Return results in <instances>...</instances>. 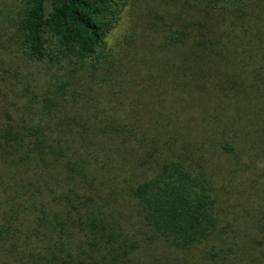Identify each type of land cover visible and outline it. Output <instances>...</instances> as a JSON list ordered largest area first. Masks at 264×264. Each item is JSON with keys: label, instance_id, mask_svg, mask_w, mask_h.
I'll list each match as a JSON object with an SVG mask.
<instances>
[{"label": "trees", "instance_id": "1", "mask_svg": "<svg viewBox=\"0 0 264 264\" xmlns=\"http://www.w3.org/2000/svg\"><path fill=\"white\" fill-rule=\"evenodd\" d=\"M16 1L15 44L65 78L42 95L10 80L14 117L0 98V255L11 264H177L148 261L158 243L184 255L180 264H264V209L256 236L228 239L212 177L160 159L141 178L115 173L131 133L96 115L81 122L83 112L98 115L84 78L101 70L107 37L140 0ZM141 1L137 37L157 75L192 95L210 83L264 146V0ZM138 160L124 158L126 167ZM132 209L145 233L126 226Z\"/></svg>", "mask_w": 264, "mask_h": 264}, {"label": "rangeland", "instance_id": "2", "mask_svg": "<svg viewBox=\"0 0 264 264\" xmlns=\"http://www.w3.org/2000/svg\"><path fill=\"white\" fill-rule=\"evenodd\" d=\"M141 5L140 0L132 4L133 9L127 6L122 11L118 25L106 40V63L93 77L84 78V97L90 101L89 108L97 107L98 115L90 110L83 112L81 122L88 124L96 115L106 125L131 133L126 135L127 143H131L125 144L126 153L115 154V173L141 178L154 159L180 160L206 173L218 190L224 236L232 240L256 236L255 219L264 209V146L255 142L258 128L236 120L235 112L223 107V100L207 90L210 83L202 82L204 91L192 95L176 86L173 77L157 75V68L149 62L153 57L137 37L142 31V18L137 14L145 9ZM19 7L16 0H0V77L5 80H0V98L9 99L7 111L12 117L18 107L13 106L8 92L10 80L17 87L42 95L44 87L65 78L47 64L28 59L15 44L14 23ZM140 143L154 146V151L147 154ZM226 145L231 147L230 152L225 150ZM131 147L137 149V154ZM134 156L139 158L136 166L131 163L126 167L124 158ZM129 213L126 226L145 233L133 209ZM149 248L148 261L155 263L160 259L155 256L160 255L163 261L170 257L177 264L183 263L184 255L158 243ZM0 264L11 263L0 255Z\"/></svg>", "mask_w": 264, "mask_h": 264}]
</instances>
